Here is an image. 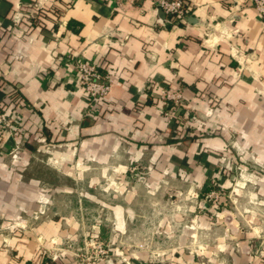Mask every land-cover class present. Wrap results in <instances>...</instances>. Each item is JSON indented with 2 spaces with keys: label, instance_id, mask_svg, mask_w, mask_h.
<instances>
[{
  "label": "crops",
  "instance_id": "1",
  "mask_svg": "<svg viewBox=\"0 0 264 264\" xmlns=\"http://www.w3.org/2000/svg\"><path fill=\"white\" fill-rule=\"evenodd\" d=\"M39 1L0 0V102L17 92L12 108L16 123L32 129L29 140L42 136L65 145L56 155L67 183L75 181L69 173L79 165L112 173L110 186L122 189L120 200L109 234L103 223L95 229L116 250L128 252L122 261L103 264H264L250 256L249 234L231 244L220 230L166 228L172 220L185 226L197 219L166 215L174 210L168 199L180 191V204L194 205L200 176L215 170L226 142L264 158V17L249 0H184L183 18L165 15L149 0H44L42 15L29 22L24 17L33 18ZM69 53L102 64L111 76L110 93L94 118L85 114L79 76L62 65ZM161 88L182 89L187 106L198 114L211 112L220 130L203 140L205 147L171 141ZM29 153L26 148L21 154ZM0 156V208L13 204L16 217L18 205L38 207L39 188L52 185L22 176L5 183L8 171L26 173L30 167L7 169ZM160 157L163 163L148 179L128 185L123 174ZM179 173L189 182L175 179ZM91 181L90 188L99 183L96 177ZM27 188L34 189L30 197L21 192ZM51 216L28 238L0 230V264H78L62 248L81 233L80 223Z\"/></svg>",
  "mask_w": 264,
  "mask_h": 264
},
{
  "label": "rangeland",
  "instance_id": "2",
  "mask_svg": "<svg viewBox=\"0 0 264 264\" xmlns=\"http://www.w3.org/2000/svg\"><path fill=\"white\" fill-rule=\"evenodd\" d=\"M16 95L17 92H12L5 103L0 102V155L5 156L2 164L4 163L7 169H13V166L19 163L30 168L26 173H21L20 170L8 171L3 176L4 181L12 182L15 176H22L20 177L22 180L35 178L39 183H49L52 186L42 185L39 188L42 190L39 208L33 204L18 205L19 212L16 217L13 216L16 210L13 204H7L5 209L0 208V230L7 232L8 235L19 233L23 238H28L30 232L34 233L32 229L50 221L51 215L72 216L80 223L82 231L76 239L65 240L62 250H65L66 254L78 264L122 261L128 251L125 249H117L119 250L117 251L109 241L97 234L95 229V226L103 223L106 225V235L109 234L110 216L114 215L112 209L120 200L122 189L110 186L112 173L90 171L79 165L76 171L69 173L75 178V181L71 180L74 184L67 183L68 179L63 174L65 171L60 167L61 157L57 158L56 155L65 152V145L58 141L53 143L42 136L37 138L36 144L29 140L34 135L32 129L27 128L20 121L16 123L17 115L12 108ZM193 109L192 121L182 119L179 123L170 124V139L182 145L198 141L201 143L199 147L202 148L205 147L203 140L215 135L220 128L218 129V123L214 122L211 115L207 116L206 112L198 114L197 110ZM234 142L233 140L226 142L224 153L217 156L215 170L211 174L203 173L200 176L196 186L194 205L183 207L180 204L183 192L180 191H175L173 198L168 199L171 205H174V210L166 215H194L197 219L189 221L185 226H180L172 220L166 223V228L173 230L179 227H190L197 233L202 228L220 230L219 234H224V238H230L231 244L237 243L243 235L249 234L253 246L250 256L261 260L264 259V158L260 159L238 148H233ZM155 146L162 150L160 142L155 143ZM26 148L32 153L24 156L21 153ZM158 162L163 163L161 157L152 158L148 165H135L129 170V175L122 176L128 185L144 181L152 175ZM161 174L169 176L166 171ZM94 177L99 183L95 186L91 185L92 188H90V181ZM175 179L186 180L187 175L179 173ZM186 182H189L188 179ZM66 184H73L74 187L68 188ZM5 189L14 190L12 187ZM125 189L127 187H123L124 191ZM23 190L21 192L30 197L34 189ZM116 191H118L117 201ZM49 197L52 200H49ZM9 198L13 199L12 195ZM148 226L155 229L158 227L150 223ZM237 231H239L238 234Z\"/></svg>",
  "mask_w": 264,
  "mask_h": 264
},
{
  "label": "built area",
  "instance_id": "3",
  "mask_svg": "<svg viewBox=\"0 0 264 264\" xmlns=\"http://www.w3.org/2000/svg\"><path fill=\"white\" fill-rule=\"evenodd\" d=\"M43 1L40 0L35 5V10L43 9ZM107 3L120 0H98ZM155 7L159 8L169 17L183 18L186 13L184 0H149ZM253 7L262 17H264V0H249ZM34 15V13H32ZM31 16V17H29ZM25 19L32 18L27 15ZM62 65L72 66L75 73L79 76V86L85 91L87 97L86 116L94 118L98 111V104L106 99L112 87V79L109 73H103V65L95 64L77 54L69 53L61 58ZM159 98L164 107V116L167 122L179 123L180 120L192 121L194 109L187 106L186 98L182 89L161 88ZM211 115V112L208 113ZM84 264V263H82ZM91 264V263H87ZM97 264V263H93Z\"/></svg>",
  "mask_w": 264,
  "mask_h": 264
},
{
  "label": "trees",
  "instance_id": "4",
  "mask_svg": "<svg viewBox=\"0 0 264 264\" xmlns=\"http://www.w3.org/2000/svg\"><path fill=\"white\" fill-rule=\"evenodd\" d=\"M42 11H43V10L34 12V16H33V18H30V19H29V22H31L32 20L35 21L36 19H38V18L42 15ZM43 14H44V13H43ZM31 24H32V23H31Z\"/></svg>",
  "mask_w": 264,
  "mask_h": 264
}]
</instances>
